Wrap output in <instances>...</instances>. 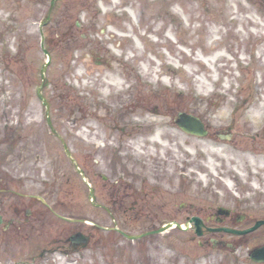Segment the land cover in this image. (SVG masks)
Segmentation results:
<instances>
[{
	"label": "rangeland",
	"instance_id": "rangeland-1",
	"mask_svg": "<svg viewBox=\"0 0 264 264\" xmlns=\"http://www.w3.org/2000/svg\"><path fill=\"white\" fill-rule=\"evenodd\" d=\"M50 2L0 0L4 162L14 152L32 148L25 146L27 137H40L41 145L26 152L30 159L38 153L44 157L40 164L46 165V157L61 155L60 163L68 165L47 128L39 89L50 106L49 120L69 140L65 142L78 162L80 158L89 168L94 158L97 172L105 174L98 149L106 146V153L109 149L123 164L154 160L165 166L155 169L174 176V213L180 223L186 215L180 203L193 204L191 214L201 218L219 206L229 208L233 218L220 224L235 229L264 219V8L254 0H54L52 7ZM203 5L219 13L211 17ZM49 9L42 33L51 60L42 78L46 55L39 27ZM220 47L224 56L210 63L201 60ZM96 57L103 65L97 66ZM113 78L118 86L111 84ZM136 96L143 100L141 108L132 104ZM180 111L199 117L207 136L182 132L174 123ZM155 131L161 133L159 142L150 140ZM12 135L15 146L10 144ZM94 150L97 154L91 156ZM74 183L75 191L65 186L59 195L65 203L59 214L78 222L51 219V226L44 227L46 235L27 239L30 246L0 243V264H264L248 258L250 249L264 243V225L241 237L226 232L198 237L193 229H173L135 241L98 231L96 238L105 237L106 248L93 239L77 252L56 243L46 246L44 242L61 234L92 233L91 222L111 227L114 219L130 234L141 231V223L124 222L120 210L109 211L110 216L94 209L83 183L75 176ZM68 199L74 201L72 207ZM211 238L231 243L235 250L204 243ZM43 246L54 253L38 254Z\"/></svg>",
	"mask_w": 264,
	"mask_h": 264
},
{
	"label": "flooded vegetation",
	"instance_id": "flooded-vegetation-1",
	"mask_svg": "<svg viewBox=\"0 0 264 264\" xmlns=\"http://www.w3.org/2000/svg\"><path fill=\"white\" fill-rule=\"evenodd\" d=\"M244 1L249 2V0ZM254 3L264 8V0H254ZM203 7L204 12L211 17L219 13V10L206 9V5H203ZM171 24L174 26V20H172ZM97 59L98 57L94 59L97 66L103 65L102 61ZM109 68L112 70L111 67ZM134 90L137 91L135 88ZM138 97H135L136 100L132 104L135 107L141 108L143 100H139ZM46 125L48 124L46 123ZM49 133L52 136V141L60 145L64 151L63 147L68 146L65 140H69L61 137L52 123ZM98 139L102 143L109 141L107 138ZM41 140L40 137H27L25 146L31 145L32 148L25 147L24 150H18V153L14 152L12 159L7 163L4 162V154H0V243L17 246L19 245L18 242L21 241L30 246L27 239L30 240L32 237L46 235V233L44 234V227L48 223L51 226V219H59L70 224L77 223L78 220L67 216L68 214L62 212L59 214V209L65 204L59 195L64 193L63 188L65 186L67 189L75 191L72 190V185H76V181L74 183V176L83 183L88 197L89 194H92L93 199L89 200L88 198V201L94 209L108 211L110 216L111 213L109 211L120 210L122 211L121 215L124 222L137 221L139 224L141 223L139 225L141 231L137 234L148 232L167 222L174 221L180 223L175 219L174 213L176 194L174 176L167 174L166 171L162 175L158 174L155 169L157 168L162 171L165 166L159 167L154 160L144 164H133L132 161H127V163L123 164L121 161L115 159L114 154L109 149L108 153H106V146L103 149H98V152L103 153L101 158L104 159L103 167L106 172L105 174L97 172L95 166L97 161L94 158L93 164H89L88 168L80 161V158L78 162L76 155L72 152L71 156L77 164L66 153L62 154L67 160L68 165H65L66 167L60 163L62 160L61 155H50L46 157L48 159L46 165L40 164L44 157L41 158L37 153L35 154L36 158L31 160L29 153L34 151V148H37L38 145H41ZM16 141V137L12 135L10 144L15 146ZM29 150L30 152L26 153ZM95 154H97L95 150L94 154L90 152L91 156ZM91 156L88 157V161L92 158ZM76 167L82 170L84 177L88 178L87 181L82 177ZM77 189H79V185H77ZM73 203L74 201L72 199L66 200L68 207H72ZM179 209L180 211H185L184 222L195 217V215L191 214L195 210L193 204H188L187 206L185 203H180ZM161 216L167 217L164 218V222L162 223L160 221ZM230 216L232 218L234 216L232 211H230L228 217H224L218 215L217 210H213L204 215V218L196 217L201 218L204 223L205 221L215 222L217 225L211 226L214 228L220 226V223ZM90 226L95 232L80 231L83 237L86 238L84 244L78 245L72 243L69 239L72 234H61V238L51 237L44 244L48 246V244L56 243L58 246H65L68 251L77 252L88 247L93 239L96 245L102 242L101 246L106 248L105 237H98L97 239L96 237L100 235L97 232L113 233L115 231H111L110 228L114 224L110 227L93 222ZM144 226L146 229H142ZM119 230L122 229L119 228ZM72 232L73 230H70L66 234ZM117 234L121 236V234ZM205 234L207 233H204L203 236ZM204 242L205 244L210 243L209 239H206ZM46 246H43V249L38 254H41L42 251L47 254L49 251L48 249L45 250Z\"/></svg>",
	"mask_w": 264,
	"mask_h": 264
},
{
	"label": "water",
	"instance_id": "water-1",
	"mask_svg": "<svg viewBox=\"0 0 264 264\" xmlns=\"http://www.w3.org/2000/svg\"><path fill=\"white\" fill-rule=\"evenodd\" d=\"M44 53L48 54L47 51H45V50H44ZM176 124L182 131H184L188 134H192V135H196V136H205L206 135V131L204 129L203 123L201 122V120L199 118H197L193 115L186 114L184 112H178ZM218 213L219 214H225L227 216L229 214V211L225 210L223 208H220L218 210ZM191 222L194 223L195 233L197 235H201L202 234V231H201L202 221L197 217H192ZM261 225H264V220H258L254 223L253 226L246 228V229H241V230L231 229V228H226V227H220V228H216V229L208 228V231H223V232L232 233L235 235H244V234H247L249 232L254 231L255 229H257ZM173 227H176V228L181 229V230H186L189 228V224L186 223L185 227H182L181 225H179L177 223L170 222V223H167L166 225L161 226L159 229L152 231L151 233H162V232H164L170 228H173ZM125 237H127L129 239H136L140 236L125 235ZM73 241H75V242L80 241L81 242V236L79 234L75 235ZM221 244H224V243L221 242ZM226 246L231 247L230 244H226ZM249 257L252 260H254L255 262H264V244L262 246L253 248L249 252Z\"/></svg>",
	"mask_w": 264,
	"mask_h": 264
},
{
	"label": "bare ground",
	"instance_id": "bare-ground-1",
	"mask_svg": "<svg viewBox=\"0 0 264 264\" xmlns=\"http://www.w3.org/2000/svg\"><path fill=\"white\" fill-rule=\"evenodd\" d=\"M176 11H177V10H176ZM127 12H129V14H131V16L133 17L132 12H130L129 10H127ZM210 31H211V34H212V32H213V28H210ZM213 33H214V32H213ZM212 35H213V34H212ZM166 36H167L169 39H172L169 30L167 31ZM136 43H137V40H136ZM224 55H225V50H224L223 48L220 47V48H218V49H216V50L213 51V54H212L211 57H205L206 59L201 58V60H203L205 63H206V62L210 63L209 61L212 62V61H214V60H216V59H218V58H220V57H222V56H224ZM205 60H206V61H205ZM208 63H207V64H208ZM143 68H144V67H143ZM111 84H113V86H118V85H119V81L113 78V79H111ZM150 140H153V141H155V142H159V141H161V133H160V131H155V132H153L152 137H151ZM188 151L191 152L190 149H188ZM219 152H221V151H219ZM211 158H213V157H212V156H209V157H208V159H211ZM209 161H210V160H209ZM209 161H208V165L210 164V165H209V168L212 169L211 163H210ZM201 179H203L202 176H201ZM226 184H227V186H229V187L232 186L230 182H226Z\"/></svg>",
	"mask_w": 264,
	"mask_h": 264
}]
</instances>
